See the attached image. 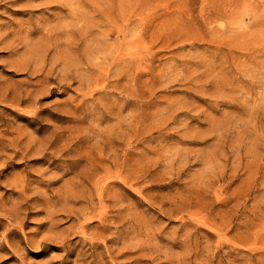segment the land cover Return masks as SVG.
Here are the masks:
<instances>
[{
  "label": "rangeland",
  "instance_id": "rangeland-1",
  "mask_svg": "<svg viewBox=\"0 0 264 264\" xmlns=\"http://www.w3.org/2000/svg\"><path fill=\"white\" fill-rule=\"evenodd\" d=\"M70 3L0 0V264H264V0Z\"/></svg>",
  "mask_w": 264,
  "mask_h": 264
},
{
  "label": "bare ground",
  "instance_id": "bare-ground-1",
  "mask_svg": "<svg viewBox=\"0 0 264 264\" xmlns=\"http://www.w3.org/2000/svg\"><path fill=\"white\" fill-rule=\"evenodd\" d=\"M45 1H46V0H45ZM52 1H53V0H52ZM73 1H74V0H66L67 3H70V2H73ZM70 4H71V3H70ZM44 6H45V5H44ZM68 6H69V5H68ZM72 6H74V5H72ZM69 7H70V6H69ZM65 17H66V16H65ZM46 19L48 20V18H46ZM60 20H61V19H60ZM70 20H71V19H70ZM48 21H49V20H48ZM56 24H57V23H56ZM64 24H65V23H64ZM90 24H91V23H90ZM59 25H60V24H59ZM88 25H89V24H88ZM93 27H94V26H93ZM0 28H1V27H0ZM78 28H79V27H78ZM91 29H92V28H91ZM89 30H90V29H89ZM32 31H37V30H36V29H32ZM32 31H31V32H32ZM54 32H55V31H54ZM68 32H69V31H68ZM97 32H98V31H97ZM3 33H5V32H3ZM46 33H47V32H46ZM92 33H93V32H92ZM104 33H105V32H104ZM104 33H103V34H104ZM44 34H45V33H44ZM44 34H43V36H44ZM86 34H87V33H86ZM48 35H49V34H48ZM98 35H99V34H98ZM17 36H18V34H17ZM94 36H95V35H94ZM104 36H105V35H104ZM67 37H68V36H67ZM98 38H99V36H98ZM106 38H107V37H106ZM36 39H37V38H36ZM38 39H39V38H38ZM66 39H67V38H66ZM24 40H25V39H24ZM55 42H56V41H55ZM88 42H89V41H88ZM99 42H100V40H99ZM99 42H98V44H99ZM100 43H101V42H100ZM19 44H21V43H19ZM98 44H97V45H98ZM10 45H11V43H10ZM92 45H93V44H92ZM52 46H53V45H52ZM95 47H96V46H95ZM56 48H57V47H56ZM26 49H27V48H26ZM31 49H32V48H31ZM13 52H14V51H13ZM28 54H29V53H28ZM41 55H42V54H41ZM58 57H59V56H58ZM17 58H18V57H17ZM21 58H22V57H21ZM13 60H14V58H13ZM19 60H20V59H19ZM32 61H33V60H32ZM66 61H67V60H66ZM17 62H18V61H17ZM43 62H44V61H43ZM19 64H20V63H19ZM42 64H44V63H42ZM42 64H41V65H42ZM10 65H11V64H10ZM14 65L16 66V64H14ZM8 66H9V65H8ZM39 66H40V65H39ZM46 66H47V64H46ZM37 67H38V66H37ZM49 67H50V66H49ZM54 67H55V66H54ZM44 68H45V67H44ZM50 68H51V67H50ZM36 69H37V68H35V70H36ZM17 70H18V68H17ZM41 70H42V69H41ZM103 73H104V72H103ZM106 74H107V73H106ZM108 74H109V72H108ZM36 75H37V74H36ZM99 75H100V74H99ZM34 76H35V75H34ZM108 77H109V76H108ZM98 79H99V78H98ZM38 80H39V79H38ZM107 80H108V79H107ZM63 83H64V80H63ZM65 83H68V82H65ZM68 84H69V83H68ZM2 86H3V85H2ZM5 86H6V85H5ZM7 86H8V85H7ZM47 86H48V85H47ZM51 86H52V85H51ZM11 87H12V86H11ZM17 87H18V86H17ZM91 87H92V86H91ZM4 89H5V88H4ZM50 89H51V88H50ZM47 90H49V89L47 88ZM92 90H93V89H92ZM92 90H91V91H92ZM50 91H51V90H50ZM50 91H49V92H50ZM93 92H94V91H92V93H93ZM3 93H4V92H3ZM14 93H15V92H14ZM47 93H48V92H47ZM6 94H7V93H6ZM4 95H5V94H4ZM16 95H17V94H16ZM12 96H13V95H12ZM14 97H15V95H14ZM17 98H18V96H17ZM37 98H39V96H37ZM37 98H36V99H37ZM37 100H38V99H37ZM2 101H3V100H2ZM16 101H17V100H16ZM32 101H33V100H32ZM3 102H5V101H3ZM33 102H34V101H33ZM1 103H2V102H0V104H1ZM18 103H19V99H18ZM18 103L16 102V104H18ZM30 103H31V102H30ZM2 104H3V103H2ZM36 104H37V103H36ZM5 105H7V103H6ZM7 106H9V103H8ZM10 106H11V105H10ZM10 106H9V107H10ZM13 106H14V104H13L11 107L13 108ZM18 106H19V105H18ZM16 107H17V106H15V108H16ZM16 109H17V108H16ZM16 109H14V110H16ZM34 109H35V108H34ZM39 109H40V108H39ZM39 109H38V110H39ZM18 110H19V107H18ZM20 110L22 111V108H21ZM24 110H26V109H24ZM28 110H29V111H28ZM30 110H31V108H30V109H27L28 112H30ZM38 110H37V111H38ZM31 111H34V110H31ZM22 112H26V111H22ZM28 112H27V113H28ZM27 113H26V114H27ZM31 113H32V112H31ZM35 114H36V113H35ZM35 114H34V115H35ZM17 116H20V115L18 114ZM20 117H21V116H20ZM10 119H11V118H10ZM95 128H96V127H95ZM57 130H58V129H57ZM97 130H98V129H97ZM18 131H19V130H18ZM85 131H86V130H85ZM96 132H98V131H96ZM99 132L101 133V131H99ZM78 133H79V132H78ZM80 134H81V133H80ZM97 134H98V133H97ZM22 135H23V134H22ZM22 135H21V136H22ZM91 135H92V134H91ZM1 136H2V135H1ZM8 136H9V135H8ZM21 136H20V137H21ZM80 136H81V135H80ZM94 136H95V135H94ZM103 136H104V135H103ZM12 137H13V136H12ZM68 137H69V136H68ZM85 138H86V137H85ZM107 138H108V137H107ZM28 139H29V137H28ZM91 139H92V138H91ZM105 141H107V144L109 143L108 140H105ZM18 143H19V142H18ZM62 145H63V144H62ZM103 145H104V144H103ZM110 145H111V144H110ZM113 146H114V145H113ZM10 147H11V146H10ZM64 147H66V146H64ZM94 147H95V146H94ZM111 147H112V146H111ZM115 148H116V147H115ZM46 149H47V147H46ZM59 149H60V148H59ZM63 149H64V148H63ZM17 150H18V148H17ZM40 150H41V149H40ZM106 150H107V149H106ZM41 151H42V150H41ZM91 152H92V150H91ZM87 153H89V151H88ZM99 153H100V152H99ZM103 153H104V152H103ZM58 154H59V153H58ZM110 154H111V153H110ZM110 154H109V155H110ZM24 155H25V154H24ZM42 155H43V154H42ZM60 155H61V153L59 154V156H60ZM88 155H90V154H88ZM99 155H100V154H99ZM59 156H57V157H59ZM77 156H78V155H77ZM82 156H83V155H82ZM92 156H93V153H92ZM101 156H103V154H101ZM101 156H99V157H101ZM89 157H90V156H89ZM10 158H11V157H10ZM20 158H21V157H20ZM76 158H77V157H76ZM94 158H95V157H94ZM108 158H109V156H108ZM7 159H8V158H7ZM11 160H12V159H11ZM96 160H97V159H96ZM8 161H9V160H8ZM24 161H25V159H24ZM92 161H93V160H92ZM6 162H7V161H6ZM93 163H94V162H93ZM93 163H92V164H93ZM98 164H99V163H98ZM3 165H4V164H3ZM84 166H85V165H84ZM89 166H90V165H89ZM89 166H88V167H89ZM81 167H82V166H81ZM86 167H87V166H86ZM89 168H90V167H89ZM4 169H6V168H4ZM81 169H82V168H81ZM24 170H25V169H24ZM85 170H86V169H85ZM88 170H89V169H88ZM86 171H87V170H86ZM93 171H95V170H93ZM101 172H102V171H101ZM95 173H97V172H95ZM95 173H94V174H95ZM107 173H108V172H107ZM58 174H59V173H58ZM94 174H93V175H94ZM105 174H106V172H104V175H105ZM22 176H23V174H22ZM22 176H21V177H22ZM59 176H60V175H59ZM19 177H20V176H19ZM94 177H95V176H94ZM103 177H106V176H103ZM100 178H102V177H100V175H99V179H100ZM110 178H113V177H110ZM19 179H20V178H19ZM50 179H51V178H50ZM99 179H98V180H99ZM106 179H107V178H106ZM106 179H105V180H106ZM13 180H14V179H13ZM26 180H27V179H26ZM52 180H53V179H52ZM93 180H94V179H93ZM110 180H111V179H110ZM112 180H115V178H113ZM16 181H17V180H16ZM96 181H97V178H96ZM68 182H69V180H68ZM70 182H71V181H70ZM79 182H80V181H79ZM82 182H83V181H82ZM106 182H107V180H106ZM106 182H105V183L103 182V183H104L105 186H108L109 183L107 184ZM111 182H113V181H111ZM6 183H7V182H6ZM64 183L66 184L67 182H64V180H63V184H64ZM63 184H61V185H63ZM69 184H70V183H69ZM17 185H18V184H17ZM14 186H15V185H14ZM72 186H73V185H72ZM93 186H94V184H93ZM111 186H112V184H111ZM67 187H68V186H67ZM67 187H66V188H67ZM86 187H87V186H86ZM101 187H102V186H101ZM103 187H104V186H103ZM20 188H21V187H20ZM74 188H75V187H74ZM84 188H85V187H84ZM84 188H83V193H84ZM94 188H96V187H94ZM110 188H111V187H110ZM112 188H113V187H112ZM59 189H60V188H59ZM78 189H79V188H78ZM85 189H87V188H85ZM99 189H100V188H99ZM12 190H13V189H12ZM12 190H11V191H12ZM38 190H39V189H38ZM40 190H42V189H40ZM68 190H69V189H68ZM89 190H90V189H89ZM100 190H101V189H100ZM105 190H106V189H105ZM109 190H110V189H109ZM15 191H17L16 188H15ZM44 191H45V189H44ZM64 191H65V190H64ZM81 191H82V190H81ZM90 191H91V190H90ZM101 191H102V193H100L101 196H100V198H99V196H98V198H99V199L101 200V202H102L104 196H106V195L104 194L105 191H104L103 189H102ZM101 191H98V192H101ZM19 192H20V191H19ZM75 192H76V191H75ZM98 192H97V193H98ZM24 193H25V192H24ZM54 193H55V192H54ZM58 193H59V192H58ZM66 193H67V191H66ZM112 193H113V192H112ZM118 193H119V192H118ZM64 194H65V193H64ZM67 194H68V193H67ZM67 194H66V195H67ZM69 194H70V193H69ZM78 194H79V192H78ZM84 194H85V193H84ZM84 194H83V195H84ZM47 195H48V194H47ZM49 195H50V194H49ZM66 195H65V196H66ZM70 195H71V194H70ZM70 195H69V196H70ZM110 195H111V194H110ZM67 196H68V195H67ZM67 196H66L65 199H67ZM85 196H86V195H85ZM85 196H84V197H85ZM89 196H90V194H89ZM89 196H88V197H89ZM91 196H92V195H91ZM94 196H95V195H94ZM96 196H97V195H96ZM111 196H112V195H111ZM30 197H31V196H30ZM49 197H50V196H49ZM61 197H62V196H61ZM84 197H82V198L84 199ZM92 197H93V196H92ZM114 197H115V196H114ZM114 197H113V198H114ZM120 197H121V196H120ZM3 198H4V196H3ZM74 198H75V197H74ZM107 198H108V197H107ZM115 198H116V200H117V205H118V207H119L120 202L123 201V198H119L118 195H117V197H115ZM76 199H77V198H76ZM80 199H81V198H80ZM85 199H86V198H85ZM91 199H92V198H91ZM67 200H68V199H67ZM78 200H79V198H78ZM100 200H99V205H101V204H100ZM85 201H86V200H85ZM3 202H4V201H3ZM93 202H94V201H93ZM103 202H105V199H104ZM24 203H25V202H24ZM79 204H81V203H79ZM93 204H94V203H93ZM104 204H105V203H104ZM48 205H49V204H48ZM63 205H64V202H63ZM66 205H67V204H66ZM84 205H86V204H84ZM88 205H89V203H88ZM108 205H109V204H108ZM4 206H5V205H4ZM7 206H8V205H7ZM73 206H75V205H73ZM79 206H80V205H79ZM95 206H96V205H95ZM48 207H49V206H48ZM54 207H55V206H54ZM75 207H76V206H75ZM75 207H74V209H75ZM77 207H78V206H77ZM80 207H81V206H80ZM84 207H85V206H84ZM84 207H83V209H84ZM88 207H89V206H88ZM99 207H100V206H99ZM104 207H105V206H104ZM14 208H15V207H14ZM46 208H47V207H46ZM61 208H62V207H61ZM63 208H64V207H63ZM70 208H71V207H70ZM72 208H73V207H72ZM116 208H117V207H116ZM3 209L6 210V208H3ZM10 209H11V208H10ZM54 209H55V208H54ZM54 209H53V211H54ZM74 209H73V210H74ZM94 209H95V208H94ZM65 210H66V209H65ZM86 210H87V209H86ZM99 210H100V209H99ZM99 210H98V211H99ZM55 211H56V210H55ZM78 211H79V210H78ZM107 211H108V209L106 208L105 210H102V211H101V214H102L103 212H105V214L107 215ZM66 212H67V211H66ZM76 212H77V211H76ZM76 212H75V214H76ZM80 212H82V211H80ZM49 213H50V211H49ZM61 213H64V212L62 211ZM69 213H70V212H69ZM71 213H73V212H71ZM89 213H90V212H89ZM94 213H95V212H94ZM98 213H99V212H98ZM54 214H55V212H54ZM58 214H59V213H58ZM65 214H66V213H65ZM83 214H84V213H83ZM85 215H87V214L85 213ZM98 215H100V214H98ZM103 215H104V214H103ZM103 215H102V216H103ZM51 216H52V215H51ZM76 216H77V215H76ZM96 216H97V215H96ZM9 217H11V216H9ZM48 217H50V216H48ZM52 217H53V216H52ZM89 217H91V216H89ZM115 217H116V216H115ZM22 218H23V217H22ZM103 218H105V217H103ZM50 219H51V218H50ZM79 219H80V217H79ZM86 219H87V218H86ZM86 219H85V220H86ZM97 219H99L98 216H97ZM100 219H101V217H100ZM81 220H82V218H81ZM83 220H84V219H83ZM85 220H84L83 222H85ZM90 220L92 221V219H89V221H90ZM95 220H96V219H95ZM58 221H60V220H58ZM61 221H62V220H61ZM76 221H77V220H76ZM76 221H75V222H76ZM78 221H79V220H78ZM87 221H88V220H87ZM89 221H88V222H89ZM101 221H102V222H101ZM101 221H100V222L104 224L105 221H106V219H103V220H101ZM111 221H112V220H111ZM121 221H122V220H121ZM51 222H52V221H51ZM10 223H11V222H10ZM12 223H13V222H12ZM58 223H59V222H58ZM73 223H74V222H73ZM85 223H86V222H85ZM13 224H14V223H13ZM18 224H19V223H18ZM59 224H60V223H59ZM81 224H82V222H81ZM81 224H80V226H81ZM86 224H87V223H86ZM57 225H58V224H57ZM72 225H73V224H72ZM84 225H85V224H84ZM104 225H105V224H104ZM119 225H120V221H119ZM119 225H118V226H119ZM9 226H10V225H9ZM8 228H9V227H8ZM22 228H23V227H22ZM50 228H51V227H50ZM67 228H68V226H67ZM67 228L65 227V229H67ZM77 228H78V226H77ZM77 228H76V229H77ZM81 228H82V226H81ZM84 228H85V227H84ZM109 228H110V226H109ZM117 228H118V227H117ZM120 228H121V227H120ZM4 229H5V228H4ZM23 229H24V228H23ZM74 229H75V228H74ZM85 229H86V228H85ZM8 230H9V229H8ZM10 230H11V229H10ZM70 230H71V229H70ZM51 231H52V229H51ZM62 231H63V229H62ZM66 231H67V230H66ZM81 231H82V230H81ZM83 231H84V230H83ZM120 231H121V230H120ZM6 232H7V231H6ZM6 232H4V233H6ZM48 232H49V231H48ZM74 232H75V231H74ZM102 232H103V231H102ZM44 233H45V232H44ZM60 233H61V232H60ZM77 234H78V232H77ZM81 234H82V233H81ZM98 234H100V233H98ZM103 234H104V233H103ZM1 235H3V234L1 233ZM24 235H25V234H24ZM48 235H50V233H49ZM52 235H53V234H52ZM57 235H58V234H57ZM74 235H75V234H74ZM83 235L85 236L86 234L83 233ZM93 235H94V234H93ZM25 236H26V235H25ZM43 236H44V235H43ZM45 236H46V235H45ZM61 236H62V235H61ZM67 236H68V234H67ZM71 236H72V235H71ZM89 236H91V235H89ZM95 236H96V235H95ZM120 236H121V235H120ZM120 236H119V237H120ZM46 237H47V236H46ZM48 237H50V236H48ZM65 237H66V236H65ZM68 237H69V236H68ZM85 237H86V236H85ZM92 237H93V236H92ZM104 237H105V236H104ZM87 238H89V237H87ZM87 238H86V239H87ZM94 238H95V237H93V239H94ZM98 238H99V237H97V239H98ZM101 238H102V237H101ZM105 238H106V237H105ZM4 239H5V238H4ZM41 239H43V240L45 239V240H46V238H44V237L41 238ZM41 239H39V241H41ZM63 239H64V238H63ZM90 239H91V237H90ZM93 239H91V241H95V240H93ZM97 239H96V241H97ZM12 240H13V239H12ZM52 240H53V239H52ZM59 240H60V239H59ZM104 240H105V239H104ZM5 241H6V240H5ZM78 241H79V240H78ZM89 241H90V240H89ZM31 243H32V242H31ZM54 243H55V242H54ZM62 243H63V242H62ZM84 243H85V242H84ZM59 244H60V243H59ZM64 245H65V244H64ZM64 245H63V246H64ZM92 246H93V245H92ZM11 248H12V247H11ZM13 249H14V248H13ZM13 249H12V250H13ZM80 251H81V250H80ZM15 253H16V252H15ZM64 254H65V253H64ZM64 254H63V255H64ZM76 260H77V259H76ZM22 261H23V260H22ZM50 261H51V260H50ZM23 262H24V261H23Z\"/></svg>",
  "mask_w": 264,
  "mask_h": 264
}]
</instances>
